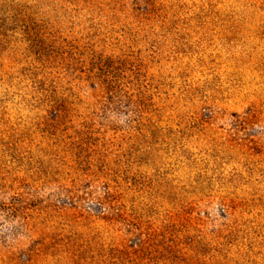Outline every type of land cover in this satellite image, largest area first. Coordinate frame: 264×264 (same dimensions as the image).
Masks as SVG:
<instances>
[{
    "label": "rangeland",
    "instance_id": "obj_1",
    "mask_svg": "<svg viewBox=\"0 0 264 264\" xmlns=\"http://www.w3.org/2000/svg\"><path fill=\"white\" fill-rule=\"evenodd\" d=\"M0 264H264V0H0Z\"/></svg>",
    "mask_w": 264,
    "mask_h": 264
}]
</instances>
